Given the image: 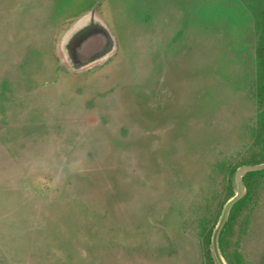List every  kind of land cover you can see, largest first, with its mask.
<instances>
[{"label": "rangeland", "instance_id": "obj_1", "mask_svg": "<svg viewBox=\"0 0 264 264\" xmlns=\"http://www.w3.org/2000/svg\"><path fill=\"white\" fill-rule=\"evenodd\" d=\"M92 9L118 46L72 71L57 48ZM263 83L264 0H0V264H218ZM245 184L220 251L264 264V173Z\"/></svg>", "mask_w": 264, "mask_h": 264}, {"label": "water", "instance_id": "obj_2", "mask_svg": "<svg viewBox=\"0 0 264 264\" xmlns=\"http://www.w3.org/2000/svg\"><path fill=\"white\" fill-rule=\"evenodd\" d=\"M117 48L116 37L109 25L95 11L78 18L65 32L61 40L63 61L72 71H82L101 63L112 56ZM264 163L246 164L235 173L237 193L226 204L221 220L213 235V255L218 264H227L220 251V234L223 230L234 205L242 199L247 187L244 176L248 172L263 170Z\"/></svg>", "mask_w": 264, "mask_h": 264}, {"label": "trees", "instance_id": "obj_3", "mask_svg": "<svg viewBox=\"0 0 264 264\" xmlns=\"http://www.w3.org/2000/svg\"><path fill=\"white\" fill-rule=\"evenodd\" d=\"M262 93H263V97H264V83L262 85ZM237 169L236 168H233L231 169V173L230 175L231 176H234L235 173H236ZM262 173H264V169L263 170H257V171H252V172H248L245 176H244V179L248 185V188H249V192H251V189H252V184H253V180L261 175ZM232 178L230 177L229 178V183H230V187L232 188L233 187V183H232ZM249 195L243 197L242 199H240L233 207L232 211H234L236 208H238L239 206H241L244 202H246V200L248 199ZM215 225H213L210 230H209V233L206 235V244L207 246L209 247L208 249V252L210 253V259L212 260L214 258V255H213V251H211L210 249V246L212 245V242H213V235H214V230H215ZM227 227V224L225 226V228L221 231V234H220V243L222 244V247H223V241L225 240V229ZM224 248V247H223ZM211 251V252H210ZM215 260V258H214ZM217 263V262H216Z\"/></svg>", "mask_w": 264, "mask_h": 264}, {"label": "flooded vegetation", "instance_id": "obj_4", "mask_svg": "<svg viewBox=\"0 0 264 264\" xmlns=\"http://www.w3.org/2000/svg\"><path fill=\"white\" fill-rule=\"evenodd\" d=\"M92 10H94V9H92ZM90 11H91V10H90ZM88 12H89V11H88ZM88 12H86V13H88ZM86 13H84V14H86ZM84 14H82V15H84ZM82 15H81V16H82ZM81 16H79L78 18H80ZM78 18H77V19H78ZM77 19H75V20L73 21V23H74ZM73 23H71V24L68 25V27L66 28V30H64L63 35L65 34V32L70 28V26H71ZM61 37H63V36H61ZM61 40H62V39H61ZM117 46H118V44H117ZM57 51H58V52L61 51V43L58 45ZM60 54H62V52H61ZM60 54H59V55H60ZM59 57H60V60H61L62 62H64V61H63V54H62L61 56H59ZM64 63H65V62H64ZM62 64H63V63H62ZM66 65H67V64H66Z\"/></svg>", "mask_w": 264, "mask_h": 264}]
</instances>
